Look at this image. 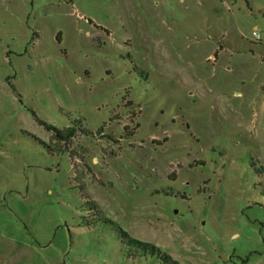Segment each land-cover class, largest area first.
Here are the masks:
<instances>
[{
    "label": "rangeland",
    "instance_id": "1",
    "mask_svg": "<svg viewBox=\"0 0 264 264\" xmlns=\"http://www.w3.org/2000/svg\"><path fill=\"white\" fill-rule=\"evenodd\" d=\"M106 219L264 264V0H0V264H165Z\"/></svg>",
    "mask_w": 264,
    "mask_h": 264
},
{
    "label": "trees",
    "instance_id": "2",
    "mask_svg": "<svg viewBox=\"0 0 264 264\" xmlns=\"http://www.w3.org/2000/svg\"><path fill=\"white\" fill-rule=\"evenodd\" d=\"M91 22V21H89ZM58 38V35H57ZM75 123H77L75 121ZM49 130H51L53 132L52 135V144H56L55 146H52L50 143H46L42 140H40V142L48 149V152L50 154H54V151L58 150H67L69 145L71 144L72 139L75 136L76 133V128L75 127H68L65 129H58L56 127L53 126H48L47 127ZM70 143V144H69ZM106 222L111 223L114 226H117V229L120 233V236H123L128 245L137 249V253L140 251L143 254H151V255H157L158 257L161 258V260L165 263V264H179L177 261H175L174 259H172L169 255H167L166 253L162 252L161 249L150 243V242H146V241H142L139 240L137 238L132 237L127 231H125L124 229H122L120 226H118L114 221H112L111 219H106Z\"/></svg>",
    "mask_w": 264,
    "mask_h": 264
},
{
    "label": "crops",
    "instance_id": "3",
    "mask_svg": "<svg viewBox=\"0 0 264 264\" xmlns=\"http://www.w3.org/2000/svg\"><path fill=\"white\" fill-rule=\"evenodd\" d=\"M255 258V257H254ZM253 258V259H254ZM264 259V255H260L259 257H258V259L256 260V262H260L261 260H263Z\"/></svg>",
    "mask_w": 264,
    "mask_h": 264
},
{
    "label": "built area",
    "instance_id": "4",
    "mask_svg": "<svg viewBox=\"0 0 264 264\" xmlns=\"http://www.w3.org/2000/svg\"><path fill=\"white\" fill-rule=\"evenodd\" d=\"M253 35H254L255 37H259V32H258L257 29L253 32ZM258 39H260V38H258Z\"/></svg>",
    "mask_w": 264,
    "mask_h": 264
}]
</instances>
